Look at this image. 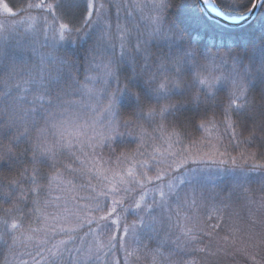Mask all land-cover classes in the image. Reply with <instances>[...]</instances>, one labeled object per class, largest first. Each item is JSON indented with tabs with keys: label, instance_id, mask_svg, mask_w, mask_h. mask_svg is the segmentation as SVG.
Instances as JSON below:
<instances>
[{
	"label": "snow or ice",
	"instance_id": "1",
	"mask_svg": "<svg viewBox=\"0 0 264 264\" xmlns=\"http://www.w3.org/2000/svg\"><path fill=\"white\" fill-rule=\"evenodd\" d=\"M122 2L116 3L115 7L119 9ZM201 2L205 7L212 3L214 8L222 12L243 5L241 0H227L225 4L221 0ZM260 4L264 5V0ZM4 5L12 9L8 15L16 14V8L9 2H4ZM59 6L60 0L26 2L21 11L40 9L51 12L55 16V27L53 21L46 14L43 15L45 22L32 27L26 37L28 44L33 46V53L38 55V60L30 64L12 65L0 77V120L6 118L8 126H16L17 131L12 139L20 142L24 138L29 142L34 162L22 173L31 185L29 194L23 199L31 203L32 207L24 209L17 206L15 211L7 210L0 219L2 228L12 233L25 229V222L42 212L39 195L53 180L65 176L72 189L77 187L74 181L83 180L85 182L79 187L90 192L89 196L73 197L71 207L65 206L63 212L57 215L44 214L45 226L42 229H31L34 233L42 232L35 255L28 254L32 264H41L42 261L44 264H99L104 259L101 252L105 248V255H111L107 264H136L140 257L134 250L129 251L123 240L130 232H137V225L144 226L146 221L159 222L156 210L168 206L173 199L180 200L183 192V198L191 209V214L186 217L190 224L186 231L192 233L191 240L201 241L202 237L196 233H203L217 242L215 247L198 244L195 249L197 252H207L209 257L224 252L226 256L233 257L232 264H264V231H253L256 212L250 211L247 225L237 224L231 214H226L224 208L216 206L208 207L203 216L200 214L201 205L193 183L198 169L202 171V165L217 162L223 164L225 160L217 161L209 154L194 156L191 160L183 153H161L158 156L156 153H160L159 148L153 147L150 154L145 147L148 139H159L155 136L157 132L176 127L157 124L145 128L140 123L152 121L155 109L148 108L145 113L143 97L136 89V83L142 82L143 88L152 93L166 90L167 83L177 88L182 86V82L175 78L166 82L157 77L160 69H167L178 61L171 55L158 56L153 61V41H163L169 49L182 51L184 57H195L192 34L198 30L186 26L179 13H173L174 20L169 19V10L179 9L181 2L151 0L150 4L145 5L149 11L147 23L135 29L118 25L114 33L112 24L105 20L94 49H90L82 61L67 52L57 54V49L68 42L74 46L79 44L93 24L97 5L94 0H84L79 24H74L71 19L60 14ZM99 7L102 12L104 5ZM128 7L134 13L139 5L129 0ZM29 19L36 23V18ZM74 35L78 39H72ZM138 58L144 61L139 71ZM125 63H131L132 70L122 76L121 66ZM149 65H154L157 71H145ZM113 82L116 84L115 89L112 88ZM200 83H207V80L201 78ZM125 94L135 98L139 111L133 113L131 119L119 120L98 132L94 126L95 116L105 111L114 116L113 110L119 96ZM88 101H95L98 107L94 110L95 116L81 123V115L70 110L85 109L86 115ZM167 109L168 106H165L160 110L161 120L165 119ZM228 124L231 126L232 121L229 120ZM148 129H151V133ZM133 144L136 145L135 149L131 147ZM6 152H14V149L11 145L0 143V159ZM219 155L224 156L226 153ZM41 159L44 160L43 165L37 163ZM232 160L235 162L236 158ZM259 163H264V160ZM185 189L191 191L190 199ZM33 192L36 193L35 199L31 196ZM149 193L152 194L151 201L147 202L145 196ZM79 200H87L89 203L81 206ZM93 212L97 215H93ZM122 213L128 216L134 213L135 219L130 224L125 216V223L122 224ZM259 219L264 224V202L259 205ZM93 224L101 233H107L106 242L96 244L97 234ZM85 225L88 226L87 231H84ZM221 231L225 233L223 236L220 235ZM89 238H92L91 241ZM2 239L3 233L0 232ZM70 244L72 247H69ZM121 249L122 261L115 256ZM133 256H136V260L132 259ZM5 264H8L7 260ZM20 264L28 262L21 261ZM184 264H200V261L193 257L185 260ZM205 264H208L207 258Z\"/></svg>",
	"mask_w": 264,
	"mask_h": 264
},
{
	"label": "trees",
	"instance_id": "2",
	"mask_svg": "<svg viewBox=\"0 0 264 264\" xmlns=\"http://www.w3.org/2000/svg\"><path fill=\"white\" fill-rule=\"evenodd\" d=\"M1 1L9 2L16 8L15 15H8L12 12L11 8H8V11L0 8V49H2L0 77H3L10 66L30 64L39 58L36 53H33V46L28 44L27 35L21 28L23 23L20 22L33 23L29 17H34L36 27L45 22L42 16L46 14L55 27V16L51 12L40 9L21 11L29 0ZM253 1L241 0L243 3L241 7H230L223 12L218 10L226 17L238 18L249 11ZM30 2L40 3V0H30ZM47 2H52V0H47ZM120 2L121 0H94L97 5V15L93 17V24L87 29V34L83 36L78 45L65 43L57 49V54L67 52L82 61L89 50L94 49L105 20H109L112 24L114 33L118 25L135 29L147 23L146 19L141 21L140 13L136 14L137 17L130 22L128 15L132 12V8L128 7L129 0H123L117 9L115 4ZM130 2L140 5L146 11V17L149 15L145 5L150 4L151 0H130ZM179 2H181L179 9L169 10V19L174 20L173 13H179L186 26L198 30L192 34L195 57H184L182 51L169 49L163 41H153L151 49L153 61L162 55L174 56L178 61L175 65H169L167 69H160L157 77L166 82L175 78L182 82V86L177 88L167 83L166 90L152 93L143 88L142 82L136 83V89L143 97L145 113L148 108L155 109L152 121L149 123L141 121L140 123L145 128L155 127L157 124L176 127L157 132L155 136L159 139H148L145 147L151 154L153 147L161 149L166 143L177 142L178 146L186 147L188 150L208 151L209 146L212 145L209 143L213 141L217 145V155L225 160V163L217 165L224 170L233 169L239 174L246 173V177L222 179L217 172L219 168L216 169V166L208 171L211 175L210 181L200 180L197 176L193 183L197 188L196 196L201 205L200 214L203 216L208 207L216 206L224 208L226 214H231L235 222L238 219L246 224L248 222L246 214L237 212L249 205L254 212L259 213V205L264 202V163H259L264 160V5H260L256 16L250 23L241 27L228 28L208 19L198 0H179ZM221 3H227V0H221ZM83 4L84 0H60L59 13L71 19L74 24H79ZM100 5H104L102 12ZM72 39H78V36L74 35ZM143 64V59L138 58V71ZM131 70L132 64L125 63L121 66V75H126ZM145 71L155 72L157 69L154 65H149ZM197 73L200 75L198 76ZM201 78L206 79L207 83L201 84ZM112 88H116L115 82L112 83ZM87 103L86 115L85 109L70 110L81 115V123L95 116L94 110L98 107L95 101ZM165 106H168V109L165 119L161 120L159 113ZM113 111L114 116L106 111L95 116L94 126L98 132L119 120L131 119L132 114L137 113L139 109L135 98L125 94L119 96ZM229 120L232 121L231 126L228 124ZM0 125H3L0 127V143L11 145L14 149V152L4 153L3 158L0 159V219H2L9 209L15 211L17 206L24 209L32 207L31 203L28 204L23 199L29 194L31 185L27 176L22 173L34 162L31 158L29 142L24 138L20 142L12 139L17 131L16 126H8L6 118L0 120ZM147 131L151 133V129ZM131 147L135 149L136 145L133 144ZM220 153H226V155L220 156ZM104 155L107 158V150L104 151ZM233 157L236 158L235 162L232 160ZM37 163L43 165L44 160L41 159ZM209 164L211 163L203 166H212ZM44 170L47 171V168ZM13 180L16 183H11ZM84 182L83 180L74 181L77 187L72 189L67 184V178L60 176L40 193L42 212L30 217L25 222V229L12 233L0 225V232L3 233V239L0 240V264H5V260L8 264H20L21 261L31 258L29 253L34 256L42 232L34 233L31 229H42L45 226L43 215L63 212L65 206H71L73 197L89 196L90 192L79 187ZM93 183L95 184L96 181L93 180ZM185 191L189 192L190 199L191 191L188 189ZM31 196L35 199L36 193H31ZM86 203L89 202L79 200L81 206ZM156 211L159 222L146 221L144 226L137 225V232L135 234L130 232L123 240L125 247L129 251L134 250L140 257L136 260V256H133L132 259L136 260V264H184L185 260L193 257L198 259L200 264H205V258L208 264H232L233 257L226 256L224 252H219L216 257H209L207 252L199 253L195 250L198 244L201 246L208 244L210 247H215L216 244L212 246L210 241L213 239L204 236L203 233H196L202 237L201 241L191 240L192 233L186 231L190 227L186 217L191 214V209L183 198V192L180 200L173 199L168 206L158 208ZM92 214L97 215L95 212ZM125 216L128 217L127 223L130 224L135 219L134 213L130 216L122 213V224L125 223L123 218ZM255 219V226L260 230L264 224L260 223L258 217ZM182 220L185 221L187 227L185 225L183 227ZM87 227L85 225L84 231H87ZM92 227L97 234L96 244L106 242L107 233H101L95 224ZM224 234L221 231L220 235ZM89 239L91 241L92 238ZM69 247L72 245L70 244ZM106 253L105 248L101 252L104 259L99 264H107V260L111 258V255L106 256ZM115 256L122 261L123 249L116 252ZM41 264L44 262L42 261Z\"/></svg>",
	"mask_w": 264,
	"mask_h": 264
},
{
	"label": "rangeland",
	"instance_id": "3",
	"mask_svg": "<svg viewBox=\"0 0 264 264\" xmlns=\"http://www.w3.org/2000/svg\"><path fill=\"white\" fill-rule=\"evenodd\" d=\"M0 8H2L3 10H5V11H8V8L4 5V3L1 1L0 2ZM131 11L132 12H129V21L131 22V21H133L134 19H135V17H137L136 16V14H139L140 13V15L142 16V18H141V21L143 22L145 19H146V11L145 10H143L142 9V7H140V5H139V9L137 8L136 10H135V12L133 13V9H131ZM20 23H23L22 24V26H21V28L25 31V34L27 35V32H30L31 31V28L32 27H35V24L34 23H32V22H23V21H21ZM41 39H43V37L41 38ZM209 144H212L211 146H209V150L208 151H205V150H188L186 147H181V146H178V143L176 142H174V143H172V142H169V143H166L161 149H160V153H156V155H160L161 153H164V154H167V153H170V152H172V153H183V154H186V155H188L189 156V159L191 160V158L192 157H194V156H203V155H205V154H209V155H213L214 156V158L217 160V161H219L220 160V157L217 155V152H216V146L217 145H215L214 143H213V141H211ZM217 164H219V162H217V163H215V164H212V166H209V167H204L203 165L201 166V168H202V171L201 170H199L198 169V178L201 180H207V181H210V174H209V170L212 168V167H214V166H216V169L217 168H219V169H217L218 171V174H219V176L223 179V178H225V177H231V178H236V179H240L241 177L242 178H245L246 177V173H236V171H234L233 169H228V170H224V168H222L220 165H217ZM209 165H211V164H209ZM219 166V167H218ZM215 173H216V171H215ZM197 189V188H196ZM150 196H152V194L151 193H149V194H147L146 196H145V198H148V197H150ZM145 201H147V202H150L151 201V197L149 198V199H146ZM110 202V201H109ZM71 207V206H70ZM250 211H253V209L249 206V205H247V207H243V209L242 210H240L239 212H237V213H240V214H246V217L248 218L249 217V213H250ZM50 215H57L56 213L55 214H50ZM258 217V219H259V213H257V216H256V218ZM254 219H255V217H254ZM236 222H237V224H243L240 220H238V219H236ZM247 223L248 222H246V224L244 223L243 225H247ZM182 224H183V227H184V225H185V227H187V225H186V223H185V221L184 220H182ZM255 228H257L256 226L254 227V229ZM253 229V231H255V232H257V233H260V231L262 232L263 230H264V226H261V228H260V230L257 228V229H255L254 230ZM27 239H29V237L27 238ZM29 242V241H28ZM212 242V243H211ZM210 243H211V245L213 246V244H216L217 242L215 241V240H213V241H210ZM23 261H27L28 262V264H32V260H31V258L29 259V260H27V259H25V260H23Z\"/></svg>",
	"mask_w": 264,
	"mask_h": 264
},
{
	"label": "water",
	"instance_id": "4",
	"mask_svg": "<svg viewBox=\"0 0 264 264\" xmlns=\"http://www.w3.org/2000/svg\"><path fill=\"white\" fill-rule=\"evenodd\" d=\"M198 1L208 19L213 20L216 23L228 28L241 27L250 23L256 16L261 3V0H254L253 4H256V6H253L252 4L251 8L246 14L238 18H228L221 14L217 8H214L212 3H209L207 7H205L201 0Z\"/></svg>",
	"mask_w": 264,
	"mask_h": 264
},
{
	"label": "clouds",
	"instance_id": "5",
	"mask_svg": "<svg viewBox=\"0 0 264 264\" xmlns=\"http://www.w3.org/2000/svg\"><path fill=\"white\" fill-rule=\"evenodd\" d=\"M161 15H163V14H161ZM111 95H112V94L110 93V97H111Z\"/></svg>",
	"mask_w": 264,
	"mask_h": 264
}]
</instances>
